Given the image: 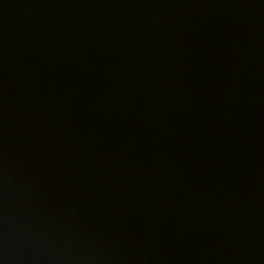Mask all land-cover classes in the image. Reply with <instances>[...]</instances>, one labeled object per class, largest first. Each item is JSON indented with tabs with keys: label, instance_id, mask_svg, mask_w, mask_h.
Wrapping results in <instances>:
<instances>
[{
	"label": "water",
	"instance_id": "95a60500",
	"mask_svg": "<svg viewBox=\"0 0 264 264\" xmlns=\"http://www.w3.org/2000/svg\"><path fill=\"white\" fill-rule=\"evenodd\" d=\"M0 264H264V0H0Z\"/></svg>",
	"mask_w": 264,
	"mask_h": 264
}]
</instances>
